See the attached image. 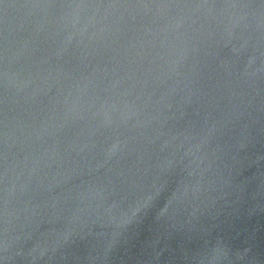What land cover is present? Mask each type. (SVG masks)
I'll return each mask as SVG.
<instances>
[{
    "label": "water",
    "instance_id": "1",
    "mask_svg": "<svg viewBox=\"0 0 264 264\" xmlns=\"http://www.w3.org/2000/svg\"><path fill=\"white\" fill-rule=\"evenodd\" d=\"M0 264H264V0H0Z\"/></svg>",
    "mask_w": 264,
    "mask_h": 264
}]
</instances>
